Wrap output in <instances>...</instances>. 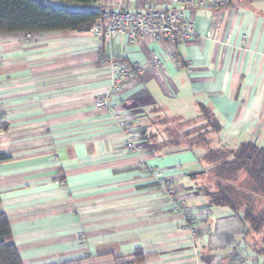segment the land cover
Wrapping results in <instances>:
<instances>
[{
  "label": "crops",
  "instance_id": "1",
  "mask_svg": "<svg viewBox=\"0 0 264 264\" xmlns=\"http://www.w3.org/2000/svg\"><path fill=\"white\" fill-rule=\"evenodd\" d=\"M192 18L197 40L160 45L124 33L99 42L91 28L0 34V212L23 264H115L138 249L143 264H264L239 216L197 189L204 149L162 145L157 124L201 122L206 109L220 126L210 145L264 146V0L198 7ZM98 54L146 63L108 110L93 105L110 78ZM122 118L145 133L147 164L173 178L198 231L124 149Z\"/></svg>",
  "mask_w": 264,
  "mask_h": 264
},
{
  "label": "trees",
  "instance_id": "2",
  "mask_svg": "<svg viewBox=\"0 0 264 264\" xmlns=\"http://www.w3.org/2000/svg\"><path fill=\"white\" fill-rule=\"evenodd\" d=\"M0 0V34L54 30H88L101 14L98 0ZM203 121L159 119L165 134L162 145L194 149L202 147L199 161L207 165L209 186H200L209 205L226 206L245 226L244 243L250 251L264 257V146L246 140L237 147H214L209 135L219 124L206 109ZM153 136V135H152ZM149 135V140L152 137ZM6 158L0 153V160ZM129 259L115 258V264H143L145 254L135 250ZM0 264H23L12 239L8 218L0 212ZM62 264H77L74 261Z\"/></svg>",
  "mask_w": 264,
  "mask_h": 264
},
{
  "label": "built area",
  "instance_id": "3",
  "mask_svg": "<svg viewBox=\"0 0 264 264\" xmlns=\"http://www.w3.org/2000/svg\"><path fill=\"white\" fill-rule=\"evenodd\" d=\"M98 1L101 14L93 23L91 31L99 42L124 33L130 42L144 39L160 45L198 39L192 18L194 9L204 6L218 8L233 1L245 0H114L112 3L110 0ZM19 35L32 38L33 33L22 32ZM168 56L173 57L172 54ZM97 60L107 65L110 78L108 88L95 96L93 105L108 110L114 106L113 95L119 92L124 83L139 80L146 63L129 62L121 58L107 59L99 54ZM152 62L154 66L163 67L165 57L160 52H154ZM117 120L123 132V147L128 152H134L136 166L169 196V207L172 210L183 212L185 228L193 232L198 231L196 214L184 206L183 197L175 187L173 178L147 164L144 146L138 141L146 137L145 133H140L127 118Z\"/></svg>",
  "mask_w": 264,
  "mask_h": 264
},
{
  "label": "rangeland",
  "instance_id": "4",
  "mask_svg": "<svg viewBox=\"0 0 264 264\" xmlns=\"http://www.w3.org/2000/svg\"><path fill=\"white\" fill-rule=\"evenodd\" d=\"M44 1H46V0H44ZM50 3H54V5H56V4H58L59 3V1H57V0H50L49 1ZM206 167H208L207 165H204V167H202L204 170L206 169ZM202 180L199 182V186H200V188L203 186H209L208 184H209V182H207V179H206V177H205V175H203L202 176V178H201ZM200 192L202 193L203 192V189L201 190L200 189Z\"/></svg>",
  "mask_w": 264,
  "mask_h": 264
}]
</instances>
